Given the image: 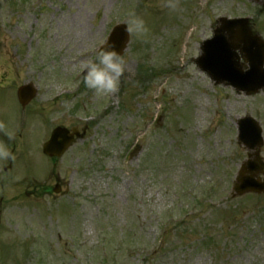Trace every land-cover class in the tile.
Segmentation results:
<instances>
[{"label":"rangeland","instance_id":"374dc122","mask_svg":"<svg viewBox=\"0 0 264 264\" xmlns=\"http://www.w3.org/2000/svg\"><path fill=\"white\" fill-rule=\"evenodd\" d=\"M131 12L149 36L129 31L119 90L97 96L82 65ZM221 16L252 17L264 39V4L247 0H179L175 12L163 0H0V131L15 136L6 173L0 159V264H264V193L230 196L242 116L262 127L264 161V93L214 86L192 63ZM32 80L44 108L21 121L13 95ZM57 125L87 134L53 167L41 146ZM55 175L67 196L43 194Z\"/></svg>","mask_w":264,"mask_h":264},{"label":"water","instance_id":"95a60500","mask_svg":"<svg viewBox=\"0 0 264 264\" xmlns=\"http://www.w3.org/2000/svg\"><path fill=\"white\" fill-rule=\"evenodd\" d=\"M124 25H119L115 27L110 35L109 45H112L118 53H122L126 47L128 41V31L125 30ZM249 30L245 27L243 21L233 20V21H219V26L214 30V38L210 41L204 42L201 47V55L196 61L198 68L205 71L207 75L215 80L219 79H229L227 74L230 72L229 69H234L236 73L235 79H229L232 85L236 88L243 89V83H247L250 80H255L253 84H262L264 79V72L259 70L260 58L259 54L262 53L264 45L260 42L258 37H252L249 34ZM236 51H239L242 56L249 62L250 69L243 81V73L241 71V66L237 63ZM229 62L231 66H229ZM239 71V72H238ZM26 91L20 90L19 97L20 101L25 103L28 93ZM247 139H252V141H257L253 139L252 136L243 137L244 141ZM73 135L68 134V132L57 129L53 132L51 139L43 147V153L49 157L60 156L72 143ZM254 166L252 163L247 165L246 170H256L260 171V163L255 160ZM253 167V168H251ZM243 174L241 178L238 179L240 186L234 188L237 194H241L246 191H260L264 190V185L259 188H255L256 185L252 184L253 181L247 179ZM246 180V181H245ZM250 185V186H249ZM254 186V187H253Z\"/></svg>","mask_w":264,"mask_h":264},{"label":"clouds","instance_id":"9594fccd","mask_svg":"<svg viewBox=\"0 0 264 264\" xmlns=\"http://www.w3.org/2000/svg\"><path fill=\"white\" fill-rule=\"evenodd\" d=\"M163 7L175 12L179 8V0H163ZM128 25L125 30L135 34L137 39L146 41L150 28L145 19L135 12L129 13ZM94 60L82 65L83 79L87 88L97 96H109L119 90L120 80L126 70L125 59L116 49L105 41ZM12 158L10 149L0 144V159Z\"/></svg>","mask_w":264,"mask_h":264},{"label":"flooded vegetation","instance_id":"af4514ba","mask_svg":"<svg viewBox=\"0 0 264 264\" xmlns=\"http://www.w3.org/2000/svg\"><path fill=\"white\" fill-rule=\"evenodd\" d=\"M30 106H33V107H34V108H31L32 111L37 110V109H43V108H44L43 105L39 106V104H34L33 101H32V103H30ZM30 106H29V107H30ZM42 106H43V107H42ZM59 185H60V187H61V184H60V183H59ZM45 193H47V191H44V194H45Z\"/></svg>","mask_w":264,"mask_h":264}]
</instances>
